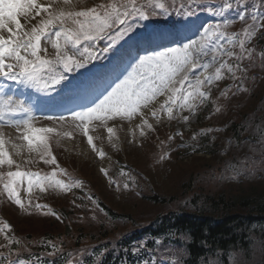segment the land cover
Segmentation results:
<instances>
[{"label":"snow or ice","instance_id":"snow-or-ice-1","mask_svg":"<svg viewBox=\"0 0 264 264\" xmlns=\"http://www.w3.org/2000/svg\"><path fill=\"white\" fill-rule=\"evenodd\" d=\"M76 3H79V0H76ZM61 5L71 6L73 0H48L47 4L41 3L40 0H0V77L47 90L51 85L59 84L64 79L58 71L59 68L62 67L64 72H69L73 67L84 66L83 62L74 59L63 50L66 46L78 51V46L88 42L83 47V54H86L87 60H91L95 58L92 48L97 41H107V46L103 50L108 51L138 27L140 20L146 21L150 16L169 14L165 5L159 0L151 12L138 6L137 0H126L123 4H100L80 11L66 10ZM42 13L45 15L42 16ZM36 17H40V20L34 24ZM244 18L242 13L239 19L244 20ZM211 28L212 26L204 28L200 41L190 40L189 43L180 47H167L165 50L139 57L138 61L131 66V71L104 95L103 99H99L98 103L93 101V106L73 114L72 119L80 122L77 126L82 129L83 135L87 137V142L92 145L94 151L95 145L88 128L93 120H110L116 116L131 119L138 111L147 108L157 96H163L166 91L171 92L172 95L161 105V110L167 111L171 118L173 109L170 105L176 103L177 95L181 93V88H173L172 85L177 82L176 78L181 73H184L183 78L179 80L182 88L187 82L189 88L195 87L198 90L205 82L210 83L212 79H220L221 69L216 70L214 77H206L205 81H201L197 75L195 85L191 83L187 75V71L195 70L197 67L207 71L209 64H199L198 60L193 58L192 51L207 54L208 48L213 44L210 36L215 35L217 39H220L221 34H216L211 31ZM42 40L51 44L56 50L54 60L41 57ZM228 42L233 43L231 38H228ZM243 46V41H240V47L243 48ZM211 50L216 51L217 48L211 47ZM6 61L12 62L6 63ZM224 66L221 65V68ZM195 94V92L186 93L183 97L185 106H187L188 98ZM198 94L203 98L204 93ZM6 113L11 115L28 113L27 119L11 122L10 126L14 125L17 128L23 126L25 132L22 137L30 151L36 150L37 145H42L44 153L51 155L46 135L54 131L52 128L33 127L31 121L34 118L29 109L24 107L23 102L14 104L11 98L0 99V121H4ZM156 115V111H153L152 117L155 118ZM2 126L4 124L0 123V127ZM143 127L151 129L152 124L147 119H143L141 128ZM107 131L109 134L113 133L111 127ZM141 135H144L143 131ZM5 144L3 134H0V166L12 167L14 161L6 150ZM99 155L103 158V151H100ZM45 163L55 164V157L45 160ZM15 167L19 169L20 166L16 164ZM101 171L104 170L101 169ZM6 175L7 181L3 183V188L8 198L23 208L24 204L18 192L19 186L27 180L28 190L31 191L34 183L37 185L42 183L41 177L19 170L9 171ZM2 180L4 176L0 174V181ZM55 183L60 184L59 181ZM43 190L41 187V191ZM5 227L8 226L5 225Z\"/></svg>","mask_w":264,"mask_h":264},{"label":"trees","instance_id":"trees-1","mask_svg":"<svg viewBox=\"0 0 264 264\" xmlns=\"http://www.w3.org/2000/svg\"><path fill=\"white\" fill-rule=\"evenodd\" d=\"M251 112L244 111L240 114V121L229 123L232 136L230 147L232 149L235 147L234 155L237 154L236 149L239 146L246 147L249 144L256 147L259 138L264 137V117L260 109L254 108ZM243 120L251 121L244 123ZM246 135L247 137H244ZM201 145L210 146L208 139L203 138ZM211 146L214 148L207 152L212 159L202 157L195 160L200 162L187 167V174L183 173L180 178L173 181L175 191L167 193V196L187 197L190 194V201L187 205L166 214L156 212L157 217L153 223L155 232L167 229L170 237L186 238L187 241L182 243L186 249V255L183 256L186 258L184 264H207L210 261H217L218 264H229V261H232V264H264V179L240 187L228 186L226 189L206 191L203 184L195 179V175L211 166L219 168L224 162L217 159L216 148H219L214 144ZM257 148L260 150V147ZM262 157L264 158V151ZM262 161L260 160L258 167L261 176L264 177ZM232 164L234 165L235 161ZM256 164L258 163H254L253 166ZM245 174L248 175L247 172ZM163 198L157 195L151 199L144 198L142 201L147 205L159 206L162 205ZM62 207L65 210V206ZM153 210L155 209H141L137 216H149ZM25 229L28 234L23 229L20 230L24 239L31 237V233H41L48 239L57 241L67 237L74 245L86 239L94 240L101 234L104 237L109 234L104 226L98 229L75 220L71 227L47 220L41 226L34 225Z\"/></svg>","mask_w":264,"mask_h":264},{"label":"rangeland","instance_id":"rangeland-1","mask_svg":"<svg viewBox=\"0 0 264 264\" xmlns=\"http://www.w3.org/2000/svg\"><path fill=\"white\" fill-rule=\"evenodd\" d=\"M41 3L47 4L48 0H40ZM94 0H79V3H76V0H73V5L64 6L66 10L80 11L86 10L90 4H93ZM45 15L44 13L41 14ZM40 17H36V20L33 23H38ZM22 24H24L23 18H21ZM224 42V43H223ZM51 44L47 43L45 40L41 41V57L53 60L55 51L48 50V46ZM43 46L47 47V50L44 51ZM82 49L85 45V42L81 44ZM219 46H226V41H221ZM77 59H86V56L81 52H77L74 55ZM12 61H6L9 63ZM221 64L220 58L216 57L214 64H210L209 67L213 68ZM54 87L64 86V82L61 81L59 84H53ZM59 93H51V103L59 101ZM160 97V96H157ZM155 100L147 107L138 111L131 119L116 116L110 120H93L89 125V135L93 138V143L95 145V151L92 146H89L86 136L83 135L82 129L77 125L80 123L77 120H52L49 118L38 119L35 118L31 121L32 126L36 128H52L54 131L46 135V141L48 144V149L53 152L50 156L44 153L43 146L37 145L36 150H29L26 142L23 140L22 134L25 132L23 126L20 128L11 126L9 129L0 127V134H3V138L6 142L5 147L14 161V165L9 167L7 165L0 166V174L7 178L8 171H22L24 169H35L42 168L44 165L53 167L52 163H45V160H50L52 157H55L56 162L60 164L72 163L75 161L76 165L87 164L86 170H90L94 176L95 180L101 181L102 187L106 185V181L101 176H105L104 171L111 169V161L115 158L116 155H122L124 161L128 162L129 158H136L138 155L141 156V159L144 157L140 154L145 153L142 146L144 145L145 138L149 137V132H151L155 127L162 125V123L169 117L167 111L161 110V102ZM11 100H13L11 98ZM206 101V100H205ZM204 101V102H205ZM203 102V103H204ZM14 103V102H13ZM19 103V102H17ZM15 104V103H14ZM200 104L195 97H189L187 100V106H185V99L182 98L177 104L171 105L173 111L172 116L169 119L168 124H165L167 128H171V134H179L180 132L191 130L193 127L197 126L196 114L194 109ZM160 114V117H152V112ZM8 113L5 114V116ZM186 118V119H185ZM143 119H147L152 128L147 127L141 128L143 124ZM100 123L95 126L97 122ZM70 123V126L69 124ZM68 125V126H66ZM111 127L113 133L109 134L107 129ZM143 131L144 135H141ZM103 151V158L100 157L99 152ZM194 155L186 158L184 161L189 162L191 159L195 158ZM193 157V158H192ZM145 162V159L143 160ZM18 164L20 167L17 169L15 165ZM260 164V163H259ZM3 168V169H1ZM103 169L104 171H101ZM51 172H47L46 175H50ZM158 174V172H154ZM55 177L52 174L49 178H45L41 186H37L35 183L31 191L28 190L27 180L24 181L22 185L19 186L18 192L19 196L24 204L23 208H20L14 203V201L8 198L7 192L3 188V183L7 179L0 181V201H3L4 211L8 214L7 216L15 224L20 225L21 227H30L32 223L31 219H26V213L23 210H26L25 207L33 205L34 202L42 201L43 199L49 198L53 193L58 191L57 184L54 181ZM233 182L237 177L231 178ZM249 184V183H248ZM43 187V191H41ZM153 187V186H152ZM107 189V187H106ZM107 192V191H106ZM116 200V198H112ZM34 226V225H31ZM26 230V229H25Z\"/></svg>","mask_w":264,"mask_h":264},{"label":"bare ground","instance_id":"bare-ground-1","mask_svg":"<svg viewBox=\"0 0 264 264\" xmlns=\"http://www.w3.org/2000/svg\"><path fill=\"white\" fill-rule=\"evenodd\" d=\"M66 120V119H65ZM69 124V126H70V123H68ZM66 126H68V125H66Z\"/></svg>","mask_w":264,"mask_h":264}]
</instances>
